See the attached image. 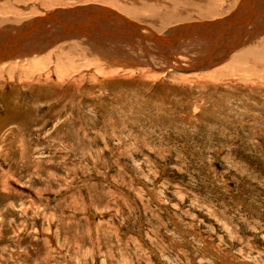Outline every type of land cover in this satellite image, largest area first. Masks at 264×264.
Here are the masks:
<instances>
[{"label": "rangeland", "instance_id": "374dc122", "mask_svg": "<svg viewBox=\"0 0 264 264\" xmlns=\"http://www.w3.org/2000/svg\"><path fill=\"white\" fill-rule=\"evenodd\" d=\"M241 1L0 0V28L93 4L181 38ZM114 21L138 62L74 41L0 64V264H264V17L205 57Z\"/></svg>", "mask_w": 264, "mask_h": 264}, {"label": "bare ground", "instance_id": "6f19581e", "mask_svg": "<svg viewBox=\"0 0 264 264\" xmlns=\"http://www.w3.org/2000/svg\"><path fill=\"white\" fill-rule=\"evenodd\" d=\"M92 6H93V4L91 5V7H88L86 5L84 7L83 6H76V7H72L69 9L58 8L55 11H53L52 13L48 12V13H45L44 15L34 17L30 21L28 20L21 27L12 26V25L6 26V24H5V26L3 25V27L0 28V56L3 57L2 52H4V51H1V50L4 47H6V51L4 52V53H6V55L3 58L0 57V64H8V63H12V62L17 63L18 61H21V60H28L30 58L40 56V55H35L33 57L29 56L33 52L35 53V51H37V53L38 52L43 53L41 55L45 56V54H47L46 51H49L50 48L53 47L50 50V52L51 51L54 52L56 47L57 48L62 47V45H64L65 43H67V42L72 43L74 41L75 42L76 41L82 42L83 44L86 45V47L93 50V52H91V53L96 52L98 55L103 56L104 60L108 61L109 63H111V62L116 63V62H122V61L126 62L127 60H129L128 61L129 63L134 64V63L138 62L139 60L134 58V57H136V55L135 56L133 55L135 53H133V54L131 53L132 48H133L132 47V45H133L132 41H131L132 45H129L130 50H131L130 51V50H127L126 48L123 49L122 42L119 43V44H121V45H119V44L115 43V41L107 40L109 38H107V39L105 38V37L111 36L110 33H112V32L110 31V29H111V26H109L110 23L112 26L117 23V21H114V18L121 20V22L124 25H127L130 28H133L135 30L134 32L137 33L138 36L141 35L142 31L145 33L147 32L148 34H151V37H152L151 39L155 40L156 42L161 43V45L165 49H167L168 51L170 50L171 45L178 46L177 48H179V46L186 47L189 43L192 45L194 42H197V43H199L198 46L200 45V47H198V49L199 50L202 49V52H201L202 55H200V56L205 57L206 53H208L207 51H209L210 48L212 49L213 47H214L213 50L210 52L215 54V52H216L215 47H217V46H214L213 43H215L216 41H217V43H223V44H225L226 42L229 43V45L225 51L231 52L230 51L231 49H234L235 47L237 48L239 45H241L240 43H241L242 39H240V38H243V35H248L249 31H250V34L254 33V32L252 33V31L250 29L248 30V28L254 27V26L256 27V24H258L257 21L261 22L260 20L262 19V17H264V0H242L239 3L238 8L232 14H230L229 17L222 19L221 24H224V25L220 28V30L213 28V26H212L213 21L212 22L207 21L208 23H203L204 22L203 21L202 22L203 24L201 22H193V23H189L190 25L187 24V26L188 25L191 27L193 26L192 28H189V30L186 29L187 27L184 28L185 25H183V26L179 25L180 29H186V31L181 32V35H183L182 36L183 38L182 37L181 38L173 37L174 39L172 40V39H170V37L172 35L169 36V38H167V36H163L161 34L154 33L153 31H151V28L150 29H148V28L143 29L144 27H141L139 25L135 26V24L133 23L134 21L131 20V18H129V16L123 18V16H121L117 12H115V14L113 15L114 17L112 19L108 20L107 17L110 16V18H111V16H112V15H107L109 10L112 11L111 8H106V7L101 6V5L100 6L96 5L95 8H93ZM252 6H254V7L252 8ZM261 7H263V8H261ZM97 10H100L104 14H99V15H101V18L97 22L94 23V22H92L91 18L96 14ZM210 13L214 14L215 13L214 9H212V11H210ZM253 13H256V14H253ZM255 15H256L257 20L255 18ZM97 17H99V16L97 15ZM250 17H253V19H251ZM216 20H218V19H216ZM255 21L257 23L251 25V23L252 22L254 23ZM112 22H116V23L113 24ZM47 25L48 26L51 25V26H54L57 28L54 30V32L52 34H49L50 30L48 28V30L44 33L48 32L49 35L47 37L45 36L44 38H39L38 39L39 41L35 37H32V34H33L35 28L44 27ZM229 25H230V27L233 25L235 27V29H232L233 31H231L230 30L231 28H229ZM114 27H112V28H114ZM115 36H117V33L114 34V36H112V37H115ZM118 36H119L118 39L122 40V37L120 35H118ZM112 37H110V38L113 39ZM253 37H254V35H253ZM238 38H239V40H238ZM179 39H182V42L177 43L178 41H180ZM124 41H126V40H124ZM134 41H137V40H134ZM169 41H171L172 43ZM127 42H125V43H127ZM8 43L9 44L12 43L13 45L9 46ZM77 44H79V43H77ZM263 46H264V44H263ZM83 47H85V46H83ZM218 48H220V47H218ZM173 49H174V47H173ZM164 53L166 55L168 54V52H164ZM193 57H194V55H193ZM235 57H237V56H235ZM194 58H196V57H194ZM38 59H39V57H38ZM41 59L43 60L42 57H41ZM35 60L34 61L39 62V64L42 61V60L38 61L37 58ZM98 60H100V59H98ZM98 60L96 62H98ZM200 60H202V59H200ZM174 61H176L177 63L179 62L177 60H168L167 62H169L168 64L172 68L175 67L176 69L181 68V70L182 69L187 70L184 67L182 68V67L178 66V64L174 63ZM15 63H13V64H15ZM105 63H107V62H105ZM97 65H100V64H97ZM39 67H40V65H39ZM117 69H119V68H117ZM190 69H192V68H190ZM102 70H103V68H102ZM126 70H128V69H126ZM139 70H141V69H139ZM29 71H28V73H29ZM195 264H199V263L197 262Z\"/></svg>", "mask_w": 264, "mask_h": 264}, {"label": "water", "instance_id": "95a60500", "mask_svg": "<svg viewBox=\"0 0 264 264\" xmlns=\"http://www.w3.org/2000/svg\"><path fill=\"white\" fill-rule=\"evenodd\" d=\"M98 12H99V11L97 10L96 14L91 18L92 22H95L94 20L97 18V15H99ZM111 12H112L113 14H115V12H113V10H112V11L109 10L108 13H111ZM203 23H205V22H203ZM135 26H136V25H135ZM182 36H183V35H182ZM182 36H181V37H182ZM173 37H174V36H171L170 39L173 40V39H174ZM167 38H169V37H167ZM169 42H171V41H169ZM8 45H9V46H10V45L12 46L13 44H12V43H11V44L8 43ZM8 45H7V46H8ZM4 48H5V49H4ZM4 48H3L1 51H4V52H5V51H6V47H4ZM4 52H2V54H3Z\"/></svg>", "mask_w": 264, "mask_h": 264}]
</instances>
